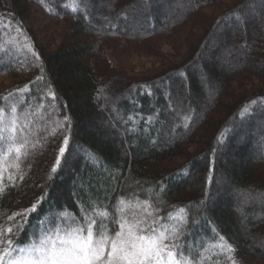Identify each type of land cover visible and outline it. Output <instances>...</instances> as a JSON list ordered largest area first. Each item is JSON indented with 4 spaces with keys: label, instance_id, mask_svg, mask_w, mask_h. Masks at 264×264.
I'll list each match as a JSON object with an SVG mask.
<instances>
[{
    "label": "trees",
    "instance_id": "16d2710c",
    "mask_svg": "<svg viewBox=\"0 0 264 264\" xmlns=\"http://www.w3.org/2000/svg\"><path fill=\"white\" fill-rule=\"evenodd\" d=\"M84 2L73 13L67 0H0V96L28 85L41 138L46 121L70 117L9 169L17 181L0 197V225L39 201L13 236L23 244L57 213L134 193L165 218L186 209L193 255L219 233L238 264L264 263V0ZM132 57L158 66L135 74Z\"/></svg>",
    "mask_w": 264,
    "mask_h": 264
},
{
    "label": "snow or ice",
    "instance_id": "6c2138e0",
    "mask_svg": "<svg viewBox=\"0 0 264 264\" xmlns=\"http://www.w3.org/2000/svg\"><path fill=\"white\" fill-rule=\"evenodd\" d=\"M82 6L87 9L84 0H67L65 5L73 13ZM252 6V0H249L244 7ZM16 31H20L19 25ZM24 47L36 56L30 41ZM2 51L5 49L0 44ZM27 91L28 85H25L0 96V197L9 187L16 186L17 176L9 169L21 170L22 162L40 146L41 139L54 136L59 129L70 124V117L66 115L62 121H46L49 130L41 138L39 134L45 129L35 126V109L24 96ZM48 96L52 100L57 98L54 92H49ZM38 107L44 105L41 103ZM128 119L133 120V117ZM33 136L37 139L33 140ZM68 145L69 138L65 136L51 169L53 174L61 166ZM5 173H8V184H5ZM19 179L22 181L24 176L21 174ZM158 203L151 197L142 200L133 193L129 198H118L114 206L101 208L95 202L84 204L78 215L64 210L42 220L34 238L21 244L13 236L24 230L28 216L37 210V201L30 208L8 215L10 223L6 227L0 225V264H205V261L223 264L219 259L221 256L230 264H238L233 255L236 249L219 233H216L218 239L210 246L193 255L182 240L188 223L184 215L186 209L181 206L169 211L165 218L159 215ZM174 220L179 222L168 223ZM204 252H211V255L205 256Z\"/></svg>",
    "mask_w": 264,
    "mask_h": 264
},
{
    "label": "rangeland",
    "instance_id": "374dc122",
    "mask_svg": "<svg viewBox=\"0 0 264 264\" xmlns=\"http://www.w3.org/2000/svg\"><path fill=\"white\" fill-rule=\"evenodd\" d=\"M180 1V0H179ZM182 1V0H181ZM184 1V0H183ZM177 9V7H176ZM174 11L168 10V14L172 15ZM162 52L170 55V49L166 46H163ZM222 54V53H221ZM130 66V69L133 71V73L137 74H143L144 72L150 71L158 66V61L153 59H143L138 57H132L128 61ZM255 264H264L260 262H256Z\"/></svg>",
    "mask_w": 264,
    "mask_h": 264
}]
</instances>
